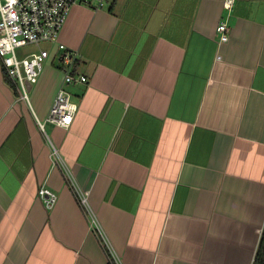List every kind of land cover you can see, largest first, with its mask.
<instances>
[{"label":"crops","instance_id":"obj_1","mask_svg":"<svg viewBox=\"0 0 264 264\" xmlns=\"http://www.w3.org/2000/svg\"><path fill=\"white\" fill-rule=\"evenodd\" d=\"M223 2L80 0L42 48L30 103L0 60V264H253L264 228V0ZM223 20L230 37L219 44ZM60 44L78 52L75 72L89 83L67 86L79 106L70 126L42 130L64 80ZM41 185L58 194L51 210Z\"/></svg>","mask_w":264,"mask_h":264},{"label":"built area","instance_id":"obj_2","mask_svg":"<svg viewBox=\"0 0 264 264\" xmlns=\"http://www.w3.org/2000/svg\"><path fill=\"white\" fill-rule=\"evenodd\" d=\"M99 6L106 4L107 0H96ZM236 0H224V8L230 10ZM80 0H16L9 7L8 0H0V60L4 68L5 77L9 78L15 86L20 99L27 103L29 100V85L37 83L44 69L45 61L49 58L48 50L29 54L19 58L16 49L29 44L39 45L41 41L57 42L67 17L74 5ZM15 13L13 17L11 13ZM219 34V44L228 42L230 29L227 20H223L216 28ZM60 49L65 50L62 57L66 64L64 80L59 88L49 113L44 122L39 121L42 130L46 123L68 128L72 123L79 106L72 100L68 85L81 83L88 84L86 75L75 72V64L78 52L66 51L63 44ZM219 57V56H218ZM49 140V139H48ZM53 163L59 158V150L49 141ZM73 190L80 206L90 217L91 225L98 226L92 209L86 196L77 190L71 181ZM37 197L42 201L47 210H51L57 204L58 194L46 185H41L37 191ZM115 264H119L115 261Z\"/></svg>","mask_w":264,"mask_h":264},{"label":"rangeland","instance_id":"obj_3","mask_svg":"<svg viewBox=\"0 0 264 264\" xmlns=\"http://www.w3.org/2000/svg\"><path fill=\"white\" fill-rule=\"evenodd\" d=\"M51 44L52 42L50 41H41L39 45L29 44L23 47H18L16 53L19 58H23L29 54L40 52L42 48H49Z\"/></svg>","mask_w":264,"mask_h":264},{"label":"trees","instance_id":"obj_4","mask_svg":"<svg viewBox=\"0 0 264 264\" xmlns=\"http://www.w3.org/2000/svg\"><path fill=\"white\" fill-rule=\"evenodd\" d=\"M5 78L7 79V81L9 80V82H11L9 78H7V77H5ZM108 264H115V262L111 256H109ZM253 264H264V228H263L262 233H261L259 246H258L257 252L255 254Z\"/></svg>","mask_w":264,"mask_h":264},{"label":"clouds","instance_id":"obj_5","mask_svg":"<svg viewBox=\"0 0 264 264\" xmlns=\"http://www.w3.org/2000/svg\"><path fill=\"white\" fill-rule=\"evenodd\" d=\"M8 3H9V7H11L12 5H14L16 3V0H8ZM5 9L3 8H0V12H4ZM11 15L14 17L15 16V13H11Z\"/></svg>","mask_w":264,"mask_h":264},{"label":"water","instance_id":"obj_6","mask_svg":"<svg viewBox=\"0 0 264 264\" xmlns=\"http://www.w3.org/2000/svg\"><path fill=\"white\" fill-rule=\"evenodd\" d=\"M29 87H31V85H29Z\"/></svg>","mask_w":264,"mask_h":264}]
</instances>
